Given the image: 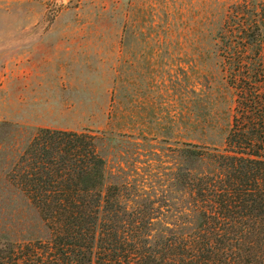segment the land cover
Listing matches in <instances>:
<instances>
[{
  "label": "rangeland",
  "instance_id": "374dc122",
  "mask_svg": "<svg viewBox=\"0 0 264 264\" xmlns=\"http://www.w3.org/2000/svg\"><path fill=\"white\" fill-rule=\"evenodd\" d=\"M264 0H0V240L51 238L9 178L42 127L89 130L107 183L157 215L151 241L189 232V186L224 143L235 94L220 33L237 3ZM154 207V210H149Z\"/></svg>",
  "mask_w": 264,
  "mask_h": 264
},
{
  "label": "trees",
  "instance_id": "16d2710c",
  "mask_svg": "<svg viewBox=\"0 0 264 264\" xmlns=\"http://www.w3.org/2000/svg\"><path fill=\"white\" fill-rule=\"evenodd\" d=\"M220 40L235 105L223 145L202 155L210 168L190 178L193 228L151 241L157 215L107 183L96 135L42 127L9 178L51 238L0 240V264H264V5H234Z\"/></svg>",
  "mask_w": 264,
  "mask_h": 264
}]
</instances>
